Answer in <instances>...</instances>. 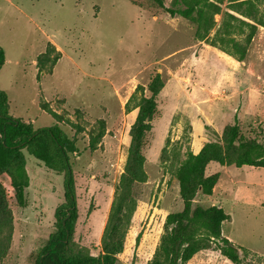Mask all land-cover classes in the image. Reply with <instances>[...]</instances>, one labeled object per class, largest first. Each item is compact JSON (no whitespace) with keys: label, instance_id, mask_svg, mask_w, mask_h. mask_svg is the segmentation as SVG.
I'll return each mask as SVG.
<instances>
[{"label":"rangeland","instance_id":"374dc122","mask_svg":"<svg viewBox=\"0 0 264 264\" xmlns=\"http://www.w3.org/2000/svg\"><path fill=\"white\" fill-rule=\"evenodd\" d=\"M173 1L164 0L167 9ZM260 7L264 9V3ZM221 20L222 15L216 16L218 26ZM195 34L193 23L147 7L144 0H0V47L6 55L0 90L9 96L12 117L33 123L35 129L52 127L56 121L41 108L48 103L63 117L64 131L77 138L78 153L72 156L79 207L75 240L94 255L101 251L115 187L125 169L130 130L138 115V110L127 113L126 104L137 86H148L156 73L166 83L145 148L149 182L118 264H148L168 214L183 209L173 173L178 162L173 154L169 161L162 154L168 140L170 149L180 148L182 159L190 150L191 116H196L192 107L196 106L189 102L197 92L192 87L186 90L185 78L215 83L220 89L222 82L228 83L239 72L241 90L251 94L252 105L260 101L264 110V27L242 63L203 47V42L193 47L200 42ZM49 43L57 50V45L61 47L62 57L53 74L46 76L48 72H39L37 58ZM181 83H186L185 88ZM218 93L213 94L215 99ZM100 120L106 122L107 133L97 150L91 151L90 133ZM239 124L244 134L264 145V112ZM73 125L84 132L76 136ZM223 132L207 130L209 141ZM24 154L31 178L28 206L19 208L8 192L14 231L1 264L32 263L54 231L55 213L65 201L64 176ZM207 173H220L218 190L211 197H199L197 204L221 205L231 216L223 225L224 236L252 253L244 264H264V168L211 163ZM221 256L202 255L196 264H225Z\"/></svg>","mask_w":264,"mask_h":264},{"label":"trees","instance_id":"16d2710c","mask_svg":"<svg viewBox=\"0 0 264 264\" xmlns=\"http://www.w3.org/2000/svg\"><path fill=\"white\" fill-rule=\"evenodd\" d=\"M144 1L147 7L166 10L172 18L190 21L196 27L197 40L239 63L245 62L259 28L264 27V9L260 7L264 0H228L225 11L224 0H174L170 9L164 0ZM218 15H222L219 26ZM61 57L56 47L49 43L47 50L37 58L39 72L52 74ZM5 63L6 55L0 47V71ZM165 87L161 73H156L148 86H137L126 104L127 113L138 110V115L131 126L125 169L115 187L98 255L75 240L79 207L72 156L78 153L77 138L64 131L63 117L48 103L41 108L56 121L52 127L35 129L33 123L12 117L9 96L0 90V178L5 183L0 181V264L9 253L14 231L8 192L19 208L28 206L31 178L25 151L48 170L64 176L65 189V201L55 213L54 231L30 264H118L144 187L149 182L145 148ZM73 127L76 136L84 132L79 125ZM206 129L211 130L209 126ZM106 133V122L100 120L97 129L90 133L91 151L97 150ZM170 147L168 140L162 158L169 161L173 154L178 162L173 173L179 184L183 209L168 214L160 242L148 264H188L197 254L209 250L219 252L233 264H244L252 253L223 233V225L231 221V216L218 205H199L197 199L211 197L219 183L220 173H207L211 163L223 167L264 168V145L258 138L244 134L236 121L225 128L221 137L207 142L199 154L188 150L182 159L180 148Z\"/></svg>","mask_w":264,"mask_h":264},{"label":"crops","instance_id":"0c3cea01","mask_svg":"<svg viewBox=\"0 0 264 264\" xmlns=\"http://www.w3.org/2000/svg\"><path fill=\"white\" fill-rule=\"evenodd\" d=\"M197 46H202V43H195L193 47ZM203 47H207V45L204 44ZM57 48L59 51H62L61 47L58 45ZM212 49L218 51L217 49ZM203 51H207V49L205 48ZM179 52H181V50L175 52V54H179ZM235 62L239 63L237 61ZM47 75L51 74L48 73L46 76ZM242 79L239 72L235 71L234 75H231L229 78L228 83L222 82L221 87H219L220 89H218L215 83L201 84L197 81L198 79L193 80L191 78H185V80H188V84L181 83L183 88H185L184 84H186V90L192 87L197 92L194 98L192 97L189 102V105L191 103L190 106H192V104L196 106L192 107L195 110L196 116L190 115L192 125L190 150L193 154H199L204 145L209 142L206 126H209L214 132L221 134L220 132H223L226 126L233 125L236 121L243 123L244 120H247V118L251 116L253 118H258L264 112L262 107H260V101H254L252 105L253 101L250 96L251 94L248 93L249 95L246 96L245 92L241 90ZM217 90H219L220 93H218L219 96L215 99L213 94H215ZM242 94H244L243 99L241 97ZM242 104L243 106H241ZM217 190L218 184L214 194ZM218 206L221 207V205ZM209 253L221 256L219 252L203 251L197 254L188 264H196L197 258ZM221 257L224 259L225 264H231L229 260L223 256Z\"/></svg>","mask_w":264,"mask_h":264}]
</instances>
